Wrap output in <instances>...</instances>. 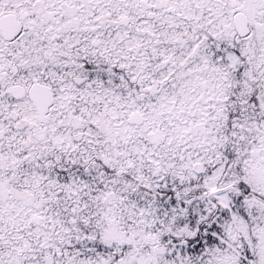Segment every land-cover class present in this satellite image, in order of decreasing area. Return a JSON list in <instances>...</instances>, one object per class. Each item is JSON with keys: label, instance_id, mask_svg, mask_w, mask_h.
<instances>
[{"label": "snow or ice", "instance_id": "1", "mask_svg": "<svg viewBox=\"0 0 264 264\" xmlns=\"http://www.w3.org/2000/svg\"><path fill=\"white\" fill-rule=\"evenodd\" d=\"M0 264H264V0H0Z\"/></svg>", "mask_w": 264, "mask_h": 264}]
</instances>
